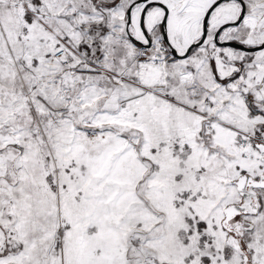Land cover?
Instances as JSON below:
<instances>
[{"label":"snow or ice","instance_id":"obj_1","mask_svg":"<svg viewBox=\"0 0 264 264\" xmlns=\"http://www.w3.org/2000/svg\"><path fill=\"white\" fill-rule=\"evenodd\" d=\"M0 264H264V0H0Z\"/></svg>","mask_w":264,"mask_h":264}]
</instances>
